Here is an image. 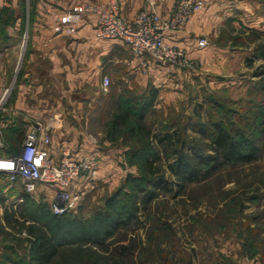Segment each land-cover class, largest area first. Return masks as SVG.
<instances>
[{"label":"rangeland","instance_id":"374dc122","mask_svg":"<svg viewBox=\"0 0 264 264\" xmlns=\"http://www.w3.org/2000/svg\"><path fill=\"white\" fill-rule=\"evenodd\" d=\"M244 9L246 14L242 17L246 25L231 29L235 33L230 35L229 44L239 46L242 51H246V55L249 53L245 59H249L251 65H247L244 60L243 72H236L235 76L229 77L231 81L225 83L207 75L191 76L190 82L183 86L181 97L156 108L154 131L160 129V121L168 124L179 122L184 127L180 133L186 144L193 143L201 151L208 152L207 135L198 125L192 127L191 121L206 125L208 107L215 101L221 105L222 110H232L246 106L248 100L264 98L262 93L253 90L254 82L257 81L253 71L263 63V58L253 53L257 45L264 41V36H256V31L264 30V0H247ZM255 18L258 23H255ZM21 41L25 44V33ZM18 67H15L16 71ZM181 71L195 74L194 71ZM14 86L15 77L9 86L10 94L5 103H9L12 98ZM106 90L101 87L102 93ZM196 113H199V118H193ZM102 116L104 121L107 114L103 112ZM189 116H193V120ZM103 128V122L101 127L93 123L88 133L103 142L106 140ZM0 135L4 144L8 145L10 140L3 128H0ZM106 141L109 144L103 148L116 153L122 150V156L109 162L106 169L93 180L78 184L79 203L74 210L69 211L65 220L74 218L87 226V221L92 220L102 208L103 199L117 191L127 175L139 176V165L125 162L126 147L123 145L124 141L131 144L129 139ZM259 146L260 155L251 163L224 166L207 179L188 185L178 195L175 186L170 191L159 192L147 212L140 215V223L132 225L125 233L119 232L113 239L114 243L107 244L105 252L113 253V248L119 245H132L130 264H241L244 258L251 260L252 264H264V137L259 140ZM170 161L171 158L162 156L159 164L163 175L171 180L172 176H169L167 170ZM7 185L5 179H1L0 191ZM118 199H124L122 192ZM46 204L47 201L37 195L28 198L23 195L12 197L3 196L0 192V255L11 258L30 256L32 238L29 237L28 227L31 223L41 225L40 222L47 216L45 214L49 213ZM36 208H41L39 213ZM33 212L41 220L35 219ZM8 216L9 223L6 219ZM47 220L52 225H59L66 237H70V231L76 233L77 227L72 228L62 218ZM164 224L170 227L169 231L160 230ZM150 230L153 237L148 239ZM165 239L170 241L166 242ZM57 242L65 245L64 241ZM65 250L77 251L78 247L60 249ZM85 252L71 254L79 256V264H83L87 250Z\"/></svg>","mask_w":264,"mask_h":264},{"label":"crops","instance_id":"0c3cea01","mask_svg":"<svg viewBox=\"0 0 264 264\" xmlns=\"http://www.w3.org/2000/svg\"><path fill=\"white\" fill-rule=\"evenodd\" d=\"M111 1L117 3L121 15L128 19L144 2H149L164 16L175 2L0 0V97L15 77L12 98L0 108V128L9 139L20 133L16 148L28 123L43 121L50 125V156L56 159L61 149L66 147L72 156L94 157L98 161L97 174H100L109 162L122 156V150L116 153L105 149L103 147L109 144L106 140L100 142L88 133L93 123L102 126L103 76H107L117 90L119 87L153 86L157 89V108L181 97L183 86L190 82L191 76L207 75L225 83L230 82L229 77L235 76L236 72H243L244 60L249 53L246 55L239 46H230L229 37L235 33L231 29L246 25L242 15L246 14L247 0H202L204 8L194 12L182 29L166 32L168 43L184 49L187 57L200 66L193 75L154 62H150L148 71L142 73L141 59L129 52L123 42L95 37L96 17L93 14L81 18L73 35L54 31L56 20L69 6ZM2 8L12 13L8 23L2 24L6 18ZM255 23H258L257 18ZM24 33L25 44L21 41ZM200 37L207 40V45H197L196 39ZM17 66L19 69L16 71ZM0 192L3 196L12 197L27 194L19 183L8 184ZM34 195L43 198L40 190Z\"/></svg>","mask_w":264,"mask_h":264},{"label":"trees","instance_id":"16d2710c","mask_svg":"<svg viewBox=\"0 0 264 264\" xmlns=\"http://www.w3.org/2000/svg\"><path fill=\"white\" fill-rule=\"evenodd\" d=\"M1 12L6 13L2 24L8 23L12 17L11 11L2 8ZM256 32V36H264V30ZM253 54L263 58V63L253 71V76L257 77L253 90L264 95V41L257 45ZM246 64L251 65V61L246 59ZM156 103L157 89L153 86H133L131 89L123 87L117 90L115 85H108L107 90L102 93L100 106L102 112L107 114L103 121L105 139L110 142H116L119 138L129 139L131 144L124 141L123 145L126 147L125 162L138 164L139 176L127 175L121 187L103 199L102 208L92 220L87 221V226L74 218L65 220L69 212L53 214L46 204L49 213L45 214L47 216L40 222L41 225L31 223L28 227L29 237L32 238L30 256L11 258L1 254L0 264H79L80 257H74L71 253L86 250L83 264H130L132 245L114 247L113 253H106L105 249L114 243L113 239L119 232L125 233L132 225L140 223V215L147 212L159 192L170 191L175 186L178 195L188 185L207 179L224 166L248 164L259 157V140L264 137V98L248 100L246 106L232 110H222L221 105L215 101L208 107L206 125L192 123L193 118H199V113L194 117L189 116L191 126L198 125L207 135L208 152L201 151L193 143L186 144L180 133L184 127L179 122L168 124L160 121V129L154 131L157 120ZM19 135L20 133L9 139V144L6 145L9 151H16ZM162 156L172 159L167 164L171 180L163 175L159 164ZM120 192L124 196L122 201L118 199ZM23 196L30 197L29 194ZM41 208H36V211L39 213ZM33 215L35 219H40L35 212ZM47 218H62L72 228L77 227L76 233L70 231V237H66L61 227L52 225ZM6 219L9 223V216ZM169 229L166 224L160 228L165 231ZM152 237L150 230L148 239ZM58 240L64 241L65 245L57 242ZM165 241L169 242L170 239ZM74 243L77 244L73 245ZM73 246L78 247V250L60 251Z\"/></svg>","mask_w":264,"mask_h":264},{"label":"built area","instance_id":"2783aa9c","mask_svg":"<svg viewBox=\"0 0 264 264\" xmlns=\"http://www.w3.org/2000/svg\"><path fill=\"white\" fill-rule=\"evenodd\" d=\"M204 8L202 0H175L167 15L159 14L149 2H144L135 15L128 19L121 15L115 1L107 4L81 3L69 6L58 17L54 31L73 35L76 25L86 14L96 17L95 37L99 40L116 39L123 42L134 56L141 59L142 73L148 71L150 62L165 64L185 71H196L199 65L187 57L184 49L171 45L166 32H177L184 27L191 15ZM197 45H207L203 37ZM109 78L102 77V86L107 88ZM7 87L0 97V108L10 94ZM49 123L30 121L23 139L15 152L9 151L0 135V180L8 184L19 183L29 195L37 191L53 214L61 215L76 208L80 200L78 184L93 180L98 173V161L94 157L72 156L63 147L54 159L48 154L51 145ZM241 264H252L244 258Z\"/></svg>","mask_w":264,"mask_h":264}]
</instances>
